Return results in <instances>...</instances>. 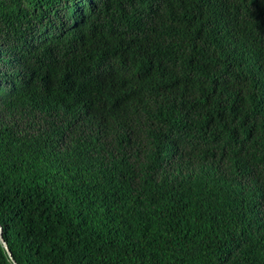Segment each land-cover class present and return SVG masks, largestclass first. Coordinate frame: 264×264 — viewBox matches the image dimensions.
Listing matches in <instances>:
<instances>
[{"label":"trees","instance_id":"16d2710c","mask_svg":"<svg viewBox=\"0 0 264 264\" xmlns=\"http://www.w3.org/2000/svg\"><path fill=\"white\" fill-rule=\"evenodd\" d=\"M0 225L17 264H264V0H0Z\"/></svg>","mask_w":264,"mask_h":264},{"label":"water","instance_id":"95a60500","mask_svg":"<svg viewBox=\"0 0 264 264\" xmlns=\"http://www.w3.org/2000/svg\"><path fill=\"white\" fill-rule=\"evenodd\" d=\"M0 242H1L2 246H3V248L5 249V251H6L7 255H8V257L12 260V262H13L14 264H17V262L14 260V258H13V256H12V253H11V251H10V249H9V247H8V245H7V243H6V241H5L4 238H3V235H2V227H1V225H0Z\"/></svg>","mask_w":264,"mask_h":264}]
</instances>
